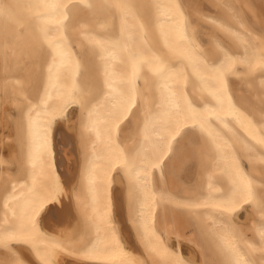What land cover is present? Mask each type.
<instances>
[{"label": "bare ground", "instance_id": "6f19581e", "mask_svg": "<svg viewBox=\"0 0 264 264\" xmlns=\"http://www.w3.org/2000/svg\"><path fill=\"white\" fill-rule=\"evenodd\" d=\"M194 1L0 0V237L26 264H264V37L213 0L235 47L211 53Z\"/></svg>", "mask_w": 264, "mask_h": 264}, {"label": "rangeland", "instance_id": "374dc122", "mask_svg": "<svg viewBox=\"0 0 264 264\" xmlns=\"http://www.w3.org/2000/svg\"><path fill=\"white\" fill-rule=\"evenodd\" d=\"M247 1L251 3V6L254 10H258L260 12L256 14V17H253L252 13H250L249 10L245 8L242 4L234 0H230L229 2L231 3L232 7L238 12L239 18L242 20L245 27L247 29H252L254 32L264 37V0H247ZM254 1H255V4L252 5ZM214 3L215 2L213 0L212 1L211 0H195L192 8H194L196 11H193L192 8L186 9V13L189 18L190 26L194 30L196 39L198 40V42L204 49L210 51L213 54L216 53V50H215V47L211 43L212 37L217 38L219 41L226 43L230 45L231 47H235L233 41L229 37L225 36L220 30H218L212 24H210L204 17L205 15H210L214 17L226 18L225 9L222 6L217 5L216 3L214 4ZM253 43L257 44L258 41L254 40ZM75 114L76 113L73 112V113H70L69 115V119L71 120L72 118V121L74 122H75L74 117L76 116ZM4 120L5 119L2 120L3 122L1 125L4 127L5 126L8 127L6 120L5 121ZM70 120H69V126L70 124L72 125ZM60 126L63 127L62 124H60ZM61 155H64V153L61 152ZM190 170L193 171L194 169L192 168ZM186 173H187V168L184 174ZM184 242L185 241H183L182 244L184 245L183 249L185 253L186 254L191 253V251H189L190 244L187 242L186 244Z\"/></svg>", "mask_w": 264, "mask_h": 264}, {"label": "snow or ice", "instance_id": "6c2138e0", "mask_svg": "<svg viewBox=\"0 0 264 264\" xmlns=\"http://www.w3.org/2000/svg\"><path fill=\"white\" fill-rule=\"evenodd\" d=\"M259 143L264 145V139L259 140ZM24 239V243H27V239L21 237ZM10 239H17L16 234H10L7 238L0 237V249H4L7 253L6 259L4 261V264H26V262L19 258L11 247H9L8 240ZM261 241L264 242V232L261 233Z\"/></svg>", "mask_w": 264, "mask_h": 264}]
</instances>
